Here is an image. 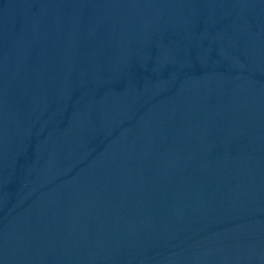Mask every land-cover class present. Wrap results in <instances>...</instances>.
<instances>
[{"label": "water", "instance_id": "1", "mask_svg": "<svg viewBox=\"0 0 264 264\" xmlns=\"http://www.w3.org/2000/svg\"><path fill=\"white\" fill-rule=\"evenodd\" d=\"M0 264H264V0H0Z\"/></svg>", "mask_w": 264, "mask_h": 264}]
</instances>
